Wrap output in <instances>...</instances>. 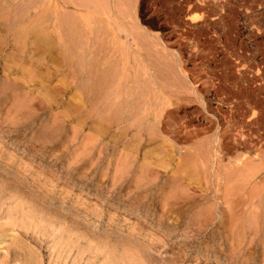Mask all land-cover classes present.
I'll list each match as a JSON object with an SVG mask.
<instances>
[{"label": "rangeland", "instance_id": "rangeland-1", "mask_svg": "<svg viewBox=\"0 0 264 264\" xmlns=\"http://www.w3.org/2000/svg\"><path fill=\"white\" fill-rule=\"evenodd\" d=\"M102 1L0 0V264H264V0Z\"/></svg>", "mask_w": 264, "mask_h": 264}, {"label": "bare ground", "instance_id": "bare-ground-1", "mask_svg": "<svg viewBox=\"0 0 264 264\" xmlns=\"http://www.w3.org/2000/svg\"><path fill=\"white\" fill-rule=\"evenodd\" d=\"M92 1V0H91ZM95 1V0H94ZM98 1V3H99V1L101 2V0H97ZM105 1V0H104ZM104 1H102V6H105V5H103V2ZM106 2V1H105ZM105 2H104V4H105ZM66 3V2H65ZM93 3V2H92ZM96 4H97V2H95ZM107 3V2H106ZM76 4V3H75ZM94 5V4H93ZM116 5V4H115ZM128 5V4H127ZM118 6V5H117ZM97 7L98 6H96V9H97ZM83 11V10H82ZM105 11V10H104ZM63 13V12H62ZM66 13V12H65ZM117 13V12H116ZM122 13V12H121ZM59 14V13H58ZM109 14V13H108ZM57 19V18H56ZM87 19V18H86ZM107 25V24H106ZM88 33H91V32H88ZM193 33V32H192ZM142 37V36H141ZM93 38V37H92ZM142 39V38H141ZM117 41V40H116ZM176 42V41H175ZM204 42V41H203ZM90 43H92V41H91V38H89L88 37V40L86 41V47H85V50H86V56L87 57H90L89 56V54H90V52H92V50H91V44ZM84 45V44H83ZM202 45V44H201ZM84 51V50H83ZM107 51V50H106ZM150 53V52H149ZM85 55V54H84ZM117 55V54H116ZM98 56V55H97ZM87 57H85L86 58V60L89 62V60L87 59ZM90 59V58H89ZM157 62V61H156ZM184 62V61H183ZM90 64H91V62H90ZM88 66V65H87ZM92 66H94V65H92ZM181 66V65H180ZM107 67H110L109 66V64H108V66ZM89 68V67H88ZM98 68V67H97ZM131 68V67H130ZM111 69V68H110ZM87 70V69H86ZM125 70H126V68H125ZM183 70V69H182ZM87 72H88V70H87ZM106 72V71H105ZM108 72V71H107ZM126 72V71H125ZM89 73V72H88ZM161 73V72H160ZM90 74V73H89ZM104 74V73H103ZM106 74V73H105ZM119 74V73H118ZM170 74V73H169ZM184 74H185V71H184ZM186 75V74H185ZM127 77H128V79L127 78H125V75H123V77H122V79L121 80H119L118 81V83L117 82H115L116 83V85L114 86L115 88H114V90H112L111 92H112V95H111V104L109 105V107H108V109H109V112L110 113H117L119 110V106L120 105H122V106H124L125 108H130L131 107V105H132V103H131V95L130 94H132V92H133V87L131 88L129 85H130V83H132V81H131V75H128L127 74ZM264 78V77H263ZM262 78V79H263ZM94 80V79H93ZM104 81V80H103ZM125 81V82H124ZM135 81V80H134ZM152 81V80H151ZM167 81V80H166ZM137 82V81H136ZM163 82H165V81H163ZM196 82V81H195ZM108 83V82H107ZM169 83V82H168ZM198 83V82H197ZM172 84H174V82L172 83ZM171 84V85H172ZM237 84V83H236ZM133 86V85H132ZM196 86H198V85H196ZM139 87V86H138ZM149 87V86H148ZM174 87V86H173ZM106 88V87H105ZM183 88V87H182ZM121 89H124V95L125 96H127V99L126 100H124V103L122 104L121 103ZM132 89V90H131ZM161 90V89H160ZM165 90V89H164ZM197 90V89H196ZM245 90V89H244ZM154 91H155V89H154ZM162 91V90H161ZM160 91V92H161ZM153 92V91H152ZM159 92V93H160ZM174 92V91H173ZM163 93V92H162ZM161 93V94H162ZM171 93V92H170ZM243 93V92H242ZM160 94V95H161ZM155 95H157V94H155ZM164 96H162V97H165V94H163ZM173 95V94H172ZM159 96V95H158ZM162 97H160L159 96V99H162ZM180 97V96H179ZM169 99H171V98H169ZM174 99V98H173ZM177 99H179V98H177ZM232 99V98H231ZM141 100V99H140ZM155 100V99H154ZM157 100H158V97H157ZM156 100V101H157ZM149 101V100H148ZM179 102H180V100H178ZM159 103V102H158ZM167 103V102H166ZM173 103V102H172ZM157 104V103H156ZM155 104V105H156ZM162 104V103H161ZM253 104V103H252ZM157 105H159V104H157ZM173 105V104H172ZM248 106V105H247ZM99 107V106H98ZM158 107V106H157ZM163 107V106H162ZM173 107V106H172ZM175 107H176V105H175ZM161 108V107H160ZM165 108V107H164ZM181 108H182V106H181ZM100 109H101V107H100ZM171 109H173V108H171ZM178 109H180V108H178ZM178 109H175V112L178 110ZM162 110V109H161ZM168 110V109H167ZM174 110V109H173ZM214 110V109H213ZM261 110V109H260ZM254 111V110H253ZM256 111V110H255ZM172 112V111H171ZM210 113V112H209ZM101 114V113H100ZM124 114V113H123ZM219 115V114H218ZM249 115V114H248ZM101 116H104V115H101ZM168 118V117H167ZM249 118V117H248ZM111 119V118H110ZM255 119V118H254ZM121 121V120H120ZM167 122V121H166ZM174 122H176V121H174ZM173 122V123H174ZM172 123V122H171ZM213 123V122H212ZM221 123V122H220ZM256 123H258V122H256ZM108 124V123H107ZM142 124V123H141ZM158 124V123H157ZM255 124V123H254ZM252 125V124H251ZM140 126V125H139ZM142 126V125H141ZM172 126V125H171ZM118 127V126H117ZM166 127V126H165ZM183 127V126H182ZM186 127V126H185ZM104 128V127H103ZM161 128V127H160ZM227 128V127H226ZM258 128V127H257ZM256 128V129H257ZM225 129V128H224ZM221 130V129H220ZM224 131V130H223ZM179 132H180V129H179ZM195 132V131H194ZM260 132V131H259ZM263 132V131H262ZM186 133V132H185ZM192 134V133H191ZM220 134V133H219ZM174 135V134H173ZM224 135H226V134H224ZM223 135V136H224ZM248 135V134H247ZM161 136V135H160ZM183 136V135H182ZM255 136V135H254ZM186 137V136H185ZM189 138V137H188ZM258 139V138H257ZM172 140V139H171ZM213 141V140H212ZM177 142V141H176ZM141 144V143H140ZM224 144V143H223ZM245 144V143H244ZM246 145V144H245ZM229 147V146H228ZM227 147V148H228ZM246 147V146H245ZM243 148V147H242ZM252 149V148H251ZM255 149V148H254ZM259 151V150H258ZM261 151V150H260ZM262 152V151H261ZM247 153V152H246ZM257 155V154H256ZM264 159V158H263ZM262 162V161H261ZM261 164V163H260ZM262 168V167H261ZM258 170V169H257ZM262 171V170H261ZM249 172V171H248ZM247 173V172H246ZM246 177V176H245ZM248 180V179H247ZM246 180V181H247ZM243 190V189H242ZM262 194V193H261ZM262 208V207H261ZM259 218V217H258ZM256 219V218H255ZM260 225V224H259ZM238 231V230H237ZM261 231V230H260ZM1 235V234H0ZM4 235V234H3ZM242 235V234H241ZM234 237V236H233ZM35 240V239H34ZM38 242V241H37ZM241 243V242H240ZM130 251V250H129ZM146 251V250H145ZM20 255V254H19ZM130 255V254H129ZM69 256V255H68ZM20 261V260H19ZM142 262V261H141ZM65 263V262H64ZM121 264V263H120Z\"/></svg>", "mask_w": 264, "mask_h": 264}]
</instances>
